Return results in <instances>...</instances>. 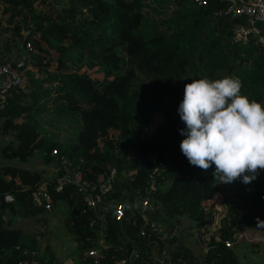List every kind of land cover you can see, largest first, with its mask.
I'll use <instances>...</instances> for the list:
<instances>
[{
	"label": "trees",
	"instance_id": "trees-1",
	"mask_svg": "<svg viewBox=\"0 0 264 264\" xmlns=\"http://www.w3.org/2000/svg\"><path fill=\"white\" fill-rule=\"evenodd\" d=\"M167 2L174 3V10L150 19L147 8L162 13ZM230 4L0 0L3 49H13L21 39L17 59L25 57L20 68L28 78L24 88L11 91L0 110L2 135L16 138L0 150V193L16 197L0 209V264H18L22 254L16 246L35 250L33 264H66L42 240V231H25L15 223L16 217L45 222L39 215L47 203L65 215L66 231L75 244L74 264H120L124 259L127 264H164L152 253L166 243L173 244L169 264H192V249L163 238L134 205L142 196L149 197L151 209L159 206L170 216L198 222L205 264H240L226 241L234 242L242 229L264 221V171L251 184L231 183L232 192L221 197L224 212L217 221L214 197L223 192L221 182L213 175L214 165L204 171L181 152L185 124L178 111L185 85L200 78L238 77L242 94L264 102V44L230 39L232 27L247 21L243 14H214ZM90 70L101 75L92 76ZM169 88L183 96L153 125L159 99ZM46 123L57 124V129L67 124L73 132L59 138ZM54 148L68 155L90 183L104 181L115 169L114 179L121 178L125 194L116 196L130 202L121 219L115 218L113 207L104 217L86 208L73 184L56 192L55 176L26 165L34 157L52 163ZM41 189L50 196L39 195L37 201ZM110 193L104 200L116 197ZM117 240L120 243H114ZM92 247L99 248L98 255L89 254Z\"/></svg>",
	"mask_w": 264,
	"mask_h": 264
},
{
	"label": "clouds",
	"instance_id": "clouds-1",
	"mask_svg": "<svg viewBox=\"0 0 264 264\" xmlns=\"http://www.w3.org/2000/svg\"><path fill=\"white\" fill-rule=\"evenodd\" d=\"M242 87L232 76L193 79L178 109L185 124L181 152L204 171L214 165L224 184H251L264 171V102L242 94Z\"/></svg>",
	"mask_w": 264,
	"mask_h": 264
},
{
	"label": "built area",
	"instance_id": "built-area-1",
	"mask_svg": "<svg viewBox=\"0 0 264 264\" xmlns=\"http://www.w3.org/2000/svg\"><path fill=\"white\" fill-rule=\"evenodd\" d=\"M196 4H205L207 0H193ZM215 15H245L247 21L245 23H236L231 29L230 39L233 42L248 43L254 41L259 44H264V32L258 23L264 24V0H243L239 3V7L236 8L232 3L225 7L214 11ZM4 36L0 38V45H3ZM27 46L30 43L27 42ZM25 57H19L13 65L9 60H0V110L5 105V100L8 95L11 94L13 89H22L25 87V69L20 67L24 65ZM27 84V83H26ZM43 155V153H41ZM50 155L53 157V162L57 166V174L55 176L56 186L55 191L59 192L65 184H73L83 194V202L86 208L98 209L101 203L104 201L105 196L111 191L113 186V180L116 175L114 168L110 169L109 176L100 183H90L84 178L81 169L77 164L66 154L59 152L56 148L52 149ZM49 198L50 194L41 189L37 194V201L42 197ZM138 207L139 211L145 215L150 210V201L148 196H142L134 203ZM47 208L50 204L45 205ZM130 206V202L126 198H121L113 204L114 216L116 219H121ZM239 234V233H238ZM238 240V235L235 241ZM233 242L226 241V245H232ZM16 250L20 251L22 258L18 261V264H32L36 252L33 249H21L16 246ZM89 254L98 255L99 248L92 247L89 250ZM155 259L164 263V258L160 254L152 253ZM169 255V254H168ZM170 258V256H169ZM31 261V262H30ZM120 264H127L124 259Z\"/></svg>",
	"mask_w": 264,
	"mask_h": 264
},
{
	"label": "crops",
	"instance_id": "crops-1",
	"mask_svg": "<svg viewBox=\"0 0 264 264\" xmlns=\"http://www.w3.org/2000/svg\"><path fill=\"white\" fill-rule=\"evenodd\" d=\"M57 4H63L67 2V0H54ZM258 25L262 28L264 32V24L258 23ZM0 60H17V53L13 50H4L3 46L0 45ZM1 133V124H0V150L1 148L7 144L8 142H4ZM35 165H33V164ZM29 168L38 169L41 173L48 177H52L57 174V166L54 162L52 163H44L42 160L38 162L37 158L33 161H28L26 164ZM37 165V166H36ZM121 178L116 177L113 182V186L111 189V196H116L120 193V196H124V192L120 187ZM218 195V194H216ZM214 198V202L219 206V211L216 215V220H219V217L223 214L222 208L219 205L220 199ZM120 199L118 196L112 197L110 199H105L99 208L97 209V213L100 217H104L106 211L113 207V204ZM145 219L152 223L157 230L162 234L163 238L173 239L174 244H184L188 246L194 252L195 261L192 264H205V246L200 242L197 229L198 222L188 218L187 216H170L163 208L159 206H154L153 209L150 208L149 212L144 215ZM240 242H245L246 251L243 252L241 248H239L238 244ZM114 243H120V241H115ZM237 247H234V244ZM137 246H141L140 243H137ZM172 243H166L160 252H157V249H154V252L160 254L161 257L164 258V264H169V252L172 249ZM233 250L235 251L240 264H260L262 260L260 258H264V221H260L256 226L252 228H244L238 234V240L234 241L231 245ZM246 257V261L248 263H242L240 261L241 256ZM250 257V258H249ZM252 257V258H251ZM256 257L258 259H254ZM70 261H67V264Z\"/></svg>",
	"mask_w": 264,
	"mask_h": 264
},
{
	"label": "rangeland",
	"instance_id": "rangeland-1",
	"mask_svg": "<svg viewBox=\"0 0 264 264\" xmlns=\"http://www.w3.org/2000/svg\"><path fill=\"white\" fill-rule=\"evenodd\" d=\"M159 8L160 7L158 6L156 7V9H159ZM174 8H175L174 3L167 2L162 7V13H159L158 11H153L150 8H147V11H148L150 19L152 18L156 19L158 16H168L171 13V11L174 10ZM20 44H21V39L18 40V43L13 46V49L17 50L16 51L17 54L20 51V49L23 48L22 46L20 47ZM89 72L92 76L101 75V72H95L93 70H90ZM27 80L28 78H27V75L25 74V85L26 83H28ZM182 96H183V93L180 90L171 89V88L167 89L166 92L159 99L158 111H157L156 118L153 121V125L158 124L162 119H164L173 110L175 104L181 99ZM44 117L46 119L50 118L48 115H44ZM0 124H1V119H0ZM45 127L51 130H55L56 132L58 131L59 138H63V139L68 138V136H70L71 133L73 132L68 127L67 124H64L63 127L60 129H57V124L55 123H46ZM2 138L4 139V142L16 143V138L14 134L4 135L2 136ZM35 158H37L38 162L41 160V157H34V159ZM0 161H1V158H0ZM29 161H32V159H30ZM15 163H18V161H16ZM233 184L234 186L237 185L236 182H234ZM221 186H222L223 192L218 193V195H216V198L220 199L219 205L222 208V211L224 212V208L221 202V197L223 193H231L232 192L231 190H233V188L231 184L221 183ZM39 216L45 217V222L41 220V218L36 219L32 217H16L15 223L22 225L25 231H32V230L42 231L43 232L42 240L45 241V243H50L53 246V248L56 251L57 256L63 261H65L66 264L68 260L70 261L69 262L70 264H74V259L72 258V253L74 256V252L72 250L75 244L71 236L69 235V233H67L66 231V227L64 224L65 215L62 213V211L58 207H52L51 205L47 210H45ZM238 243H236V245L234 244V247H237ZM238 246L239 248H241L243 252L246 251L245 242H240ZM253 258L255 260L258 259L256 257H253ZM260 259L262 260L260 264H264V258H260ZM240 261L242 263H248L246 261V257H244L243 255L240 257Z\"/></svg>",
	"mask_w": 264,
	"mask_h": 264
},
{
	"label": "water",
	"instance_id": "water-1",
	"mask_svg": "<svg viewBox=\"0 0 264 264\" xmlns=\"http://www.w3.org/2000/svg\"><path fill=\"white\" fill-rule=\"evenodd\" d=\"M231 3L238 8L239 3L237 0H230ZM16 200L15 195L9 193H0V209H5L8 203L13 202Z\"/></svg>",
	"mask_w": 264,
	"mask_h": 264
}]
</instances>
